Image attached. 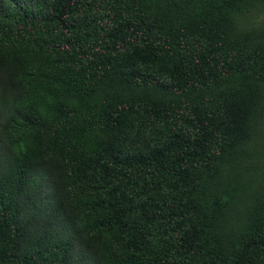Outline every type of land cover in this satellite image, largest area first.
Instances as JSON below:
<instances>
[{
    "label": "trees",
    "instance_id": "16d2710c",
    "mask_svg": "<svg viewBox=\"0 0 264 264\" xmlns=\"http://www.w3.org/2000/svg\"><path fill=\"white\" fill-rule=\"evenodd\" d=\"M263 11L0 0V264H264V216L224 210L264 162Z\"/></svg>",
    "mask_w": 264,
    "mask_h": 264
},
{
    "label": "rangeland",
    "instance_id": "374dc122",
    "mask_svg": "<svg viewBox=\"0 0 264 264\" xmlns=\"http://www.w3.org/2000/svg\"><path fill=\"white\" fill-rule=\"evenodd\" d=\"M263 19L264 11L255 12L238 18L237 23L240 28H253L259 25ZM250 162L258 163L251 165ZM233 170L234 176L228 179L230 181L228 184L233 190L228 198L224 199L226 208L224 210L226 225L236 232L254 221L256 217L264 216V162L260 159L250 161V157H248L244 163L237 161ZM221 194L220 191L218 196ZM49 212H51V206L46 204L45 212L41 215L43 218H47L46 214ZM55 224L59 230L65 227L63 221L57 220Z\"/></svg>",
    "mask_w": 264,
    "mask_h": 264
}]
</instances>
